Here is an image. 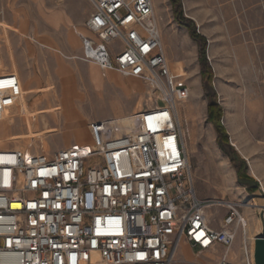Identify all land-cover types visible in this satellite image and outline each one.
Returning a JSON list of instances; mask_svg holds the SVG:
<instances>
[{"label":"built area","instance_id":"obj_1","mask_svg":"<svg viewBox=\"0 0 264 264\" xmlns=\"http://www.w3.org/2000/svg\"><path fill=\"white\" fill-rule=\"evenodd\" d=\"M88 1L80 58L103 76L142 79L156 100L128 124L92 121L89 141L52 155L0 147V264H96L95 252L102 264H172L180 239L200 254L222 245L216 264H237L226 254L248 218L241 202L197 192L179 119L191 86L169 64L153 0ZM22 92L17 72L0 73V122ZM215 205L227 208L220 228L208 213ZM256 209L260 234L264 203ZM244 256L254 264L249 238Z\"/></svg>","mask_w":264,"mask_h":264},{"label":"rangeland","instance_id":"obj_2","mask_svg":"<svg viewBox=\"0 0 264 264\" xmlns=\"http://www.w3.org/2000/svg\"><path fill=\"white\" fill-rule=\"evenodd\" d=\"M52 1L59 4L67 3ZM197 1L185 0L186 12L195 17V19L190 18L196 22L198 31L205 33L208 40L207 55L215 73L213 90L216 93V100L223 108L222 123L228 133L226 144L219 143L215 126L207 121L208 103L212 97L204 86L202 76L199 80L201 74V70L199 73V65L201 67L199 42L191 37L187 27L177 22L172 0H153L169 64L177 76L186 74L185 77H188L191 86L190 97L179 104V114H181L180 123L184 130L186 148L191 158L192 174L197 192L202 198L241 202V211L250 219L247 238H254L262 231L263 222L258 209H248L245 205L264 203V44L245 41L246 37L242 35L245 33L242 31H240L241 41H237L239 33H235L236 21L232 19V13L229 10L215 11L212 3L207 6V10L201 12L199 8L203 7ZM25 2V0H0V73L11 70L20 75V70L23 68L30 70L34 65L38 71L40 66V70L47 72L46 85L38 88L37 91L33 88L31 92L24 86L18 101L9 106L7 115L0 122V147L15 146L35 152L44 151L52 155L67 143V146H70L75 142L89 141L90 131L78 124H73L75 127L68 126L70 118L62 112L61 78L52 68L53 59L49 60L46 56L45 60L48 61H44L42 65L38 56H34L41 48L29 38L33 22L23 15L22 8L27 7ZM187 2L191 3L190 10L187 8ZM56 7L63 8L73 20H78L84 11L90 8V3L87 0H79ZM199 13L202 15V21L197 18ZM184 15L187 16L185 8ZM68 23V18L65 16L59 17L57 21L54 19L47 21L49 30L54 32L48 31L50 32L48 35L56 37L55 34H59V30L65 34L68 31ZM29 44L32 48H29ZM48 51L58 56L57 62L72 65L75 70V63L79 59L69 58L75 55L69 52L67 54L70 55L66 58L57 51L50 49ZM219 69L225 70L220 74ZM113 73L120 75L117 71ZM103 78L102 86L89 87V96L82 104L75 107V115L78 118L81 115L89 116L93 121L99 119V116L108 115L119 105L129 102L121 83L118 84L109 76ZM218 78L231 93L226 95L217 86ZM130 79L136 89V106L129 113L116 115L114 117L116 119H124L143 109L145 103L156 100V96L148 91V86L142 79L134 77ZM100 81L98 75L97 82ZM76 82L77 77L73 74L74 89ZM65 83L68 84L69 81ZM70 90L72 88H66L67 98L73 95L70 94ZM150 96L153 97L152 100ZM35 100L39 104H33ZM230 103L234 105L239 127L244 133V138L240 140L235 139L227 126V110ZM137 105L140 107L137 108ZM54 106L53 111L59 114L55 116L52 113L46 114L45 120L48 125L44 127V120L38 115V111L34 110L51 109ZM81 127L86 129V136L83 138L76 135ZM72 129L76 134L71 132ZM235 151L247 164L242 176H239L232 161ZM237 162L241 163L240 160ZM251 188L255 190L252 192ZM226 212L227 208L221 205L208 209L213 227H217ZM259 219H261L260 224ZM245 240L243 231L239 229L235 243L227 252L229 260L237 264H245ZM226 250V247L219 245L217 253L208 257L205 254H188L178 243L172 264H216L219 256Z\"/></svg>","mask_w":264,"mask_h":264},{"label":"crops","instance_id":"obj_3","mask_svg":"<svg viewBox=\"0 0 264 264\" xmlns=\"http://www.w3.org/2000/svg\"><path fill=\"white\" fill-rule=\"evenodd\" d=\"M25 1L27 7L22 8L23 9L22 12L24 11L23 15L30 22H33V24H31L33 29L30 30L29 38L32 40V42L38 44L41 48L37 50L34 56L35 55L38 56L37 58L39 61L42 62V65L44 61L45 62L48 61L45 60L46 56H48L47 58H49V60L51 58L53 59V62L51 64L52 68L53 70H55V74L59 75L61 78L62 97L60 98V102L64 106L62 112L65 111L64 112L65 116H68L70 118L69 119L70 121L68 122V126L72 124H78L89 130V125L92 122L91 120L92 117L81 115V117L78 118L75 115V107L82 104L87 98V96H89L88 94L89 87L94 86L96 88H100L104 80L102 70L99 66L95 65L94 63L84 61L80 58V56L83 53L80 33H88V29L85 26V21L93 11V6L87 0L90 3V8L86 9L78 20H73L71 16L64 11L63 8H59L56 6L71 4L79 0H70L64 4L55 3L52 0H25ZM197 2L200 6L203 7V8H199V11L201 10V12L202 10L203 11L207 10V6L211 5V3L213 4L214 6L213 8L215 11L219 10L221 12H225L229 10L232 13L231 17L233 16L232 19L236 21L235 33H239L237 34V38H238L237 41H241L240 31H242L245 33L242 34L246 37L245 41L249 40L252 43L264 44V0H198ZM184 8H185V14L195 19L193 15L187 14L185 0H184ZM42 9L44 11H42ZM62 16L68 18L69 21V23L67 24L68 31L64 34L62 30H59V34L57 33L55 34L57 35L56 37H52L48 35L50 32L51 33L54 32L49 30L47 21H51L53 19L54 21H57L59 17L62 18ZM197 18L201 19L202 21L203 18L201 13L197 15ZM48 31L50 32L48 33ZM202 34L205 35V33ZM29 48H32L30 44H29ZM48 49L53 50L55 52L56 51L59 52L63 57H66L65 55H70L67 54L69 52L71 53V55H75L76 56L75 59H79V61H76L75 63L76 64V66L74 67L75 70H73L72 65H67L66 63H62L61 61H60L61 63L57 62L58 56L54 55L52 52L50 53ZM39 67L40 66H38V71L34 65L33 68L30 70L28 69L26 70L24 68L20 70L19 76L23 88L24 86L27 87L28 91L30 92L32 91L33 88H36L37 91L38 88L44 87L46 85L47 72L45 70H40ZM11 68H12V64H11ZM200 70L201 67L199 65V73ZM73 74H75L77 77L75 89L72 84ZM98 75L99 76L101 75L100 82H97ZM120 75L113 73V71H108L106 74V76H109L112 80L116 81L118 84L120 83L122 84L121 86L126 96L128 97L129 102L127 104L119 105L108 115L99 116V119L114 118L116 115L129 113L136 106L135 105L137 101L136 89L130 77H125L123 75L121 76ZM178 76H182V75H178ZM183 76H187V75L184 74ZM199 80H201V74H199ZM65 81H69V83L66 84ZM66 88H72V90L74 91L72 96L73 103H71V105L65 103L66 101L65 98H67L65 95ZM33 104H39V102L35 100ZM33 104L30 105L32 106ZM54 108L55 106L51 109L41 108L34 110V111H38V115L41 116L42 119L44 120V127L48 125V122L45 120L46 114L52 113L53 116H55V114H59L56 111H53ZM48 127L53 128V126H48ZM71 132H74L76 134L75 130L73 129ZM67 144H65L64 146L66 147ZM188 157H190V154L188 155ZM189 160H191V158H189ZM205 199H209V198H205ZM215 228H220V223ZM179 243L181 244L183 250L188 252V254H195V255L200 254L197 252V248L193 247L191 243H189L186 239H184V241L183 239H181ZM204 254L209 257L211 256V254L214 253L211 251H207Z\"/></svg>","mask_w":264,"mask_h":264},{"label":"trees","instance_id":"obj_4","mask_svg":"<svg viewBox=\"0 0 264 264\" xmlns=\"http://www.w3.org/2000/svg\"><path fill=\"white\" fill-rule=\"evenodd\" d=\"M172 3L175 7V15L177 22L180 25L187 27L191 37L195 41L199 42V61L201 64V76L205 88L208 89L209 96L212 97V99H210L208 103L207 121L215 126L218 132L219 143L226 144L228 142V133L222 123L223 108L216 100V93H214L213 90V79L215 73L207 55V37L198 31L196 22L192 18L184 15L183 0H172ZM233 153V164L237 168L239 176H242V172H244L247 168L246 161L244 159H241L236 151ZM239 160L241 161L240 164H238L237 162ZM250 190L253 192L255 189L251 188Z\"/></svg>","mask_w":264,"mask_h":264},{"label":"bare ground","instance_id":"obj_5","mask_svg":"<svg viewBox=\"0 0 264 264\" xmlns=\"http://www.w3.org/2000/svg\"><path fill=\"white\" fill-rule=\"evenodd\" d=\"M190 5H191V3H189V2H187V8H188V10H190L189 8H190ZM162 43H163V45H164V41H163V36H162ZM213 48V47H212ZM211 48V49H212ZM66 57H68L67 55H65ZM69 58H76V56H71V57H69ZM91 63H94V62H91ZM95 65H97L96 63H94ZM98 66V65H97ZM220 71H219V73L221 74V73H223V71L225 70H222V69H219ZM111 71H116V70H111ZM99 78H100V76H99ZM134 78H138V77H134ZM217 86L222 90V91H224V93L226 94V95H228L229 93H231L230 92V90H229V88L228 87H226L225 85H224V83H222L221 82V80L218 78V80H217ZM70 92V94H73L74 93V91H72V90H70L69 91ZM72 96L73 95H70L67 99H66V101H65V103H68V104H70L71 105V103H73V100H72ZM83 100V99H82ZM229 108H228V110H227V126H228V128H229V131L234 135V137H235V139H241V138H244V133L241 131V129H240V125H239V119H238V116H237V112L235 111V109H233L234 108V105H232L231 103L229 104ZM140 107V105H137V108H139ZM61 108L62 109H64V106L61 104ZM258 109V108H257ZM140 110V109H139ZM263 111V110H262ZM65 112V111H64ZM251 113V112H250ZM256 116V115H255ZM72 118V117H71ZM179 118H180V120H181V114H179ZM119 119V118H118ZM258 119V118H257ZM119 120H121V121H123L124 123H126V124H128V123H130L129 121V119H127V117L126 118H122V119H119ZM73 121V120H72ZM226 122V121H225ZM226 124V123H225ZM72 127H75V125H71ZM85 130L86 129H84V128H80V129H78V131H77V135L79 136V137H81V138H83L84 136H86V134H85ZM184 131V130H183ZM184 133V132H183ZM234 143H236V142H234ZM189 155V154H188ZM188 155H187V161H188V163H189V165H190V160H189V158L190 157H188ZM217 165V164H216ZM222 166H223V164H221ZM257 203H259V202H257ZM261 204H253V205H245V207L246 208H248V209H250V208H253V209H255L256 208V206H260ZM247 218H248V223H247V225H246V227L245 228H241V230L243 231V233H244V235H245V237H246V240L248 239L247 238V234L249 233V226H250V219H249V217L247 216ZM261 223V219H259V224ZM256 235H258V234H256ZM256 235L254 236V238L256 237ZM254 238H249L251 241H253V239ZM181 240V239H180ZM179 240V241H180ZM175 254H176V252L174 253V256H175ZM227 259H228V254H227ZM93 261H94V263H96V264H102V260H101V257H100V255L98 254V252H95L94 253V257H93Z\"/></svg>","mask_w":264,"mask_h":264},{"label":"water","instance_id":"obj_6","mask_svg":"<svg viewBox=\"0 0 264 264\" xmlns=\"http://www.w3.org/2000/svg\"><path fill=\"white\" fill-rule=\"evenodd\" d=\"M254 264H264V232L253 239Z\"/></svg>","mask_w":264,"mask_h":264},{"label":"snow or ice","instance_id":"obj_7","mask_svg":"<svg viewBox=\"0 0 264 264\" xmlns=\"http://www.w3.org/2000/svg\"><path fill=\"white\" fill-rule=\"evenodd\" d=\"M197 238H199V237H197Z\"/></svg>","mask_w":264,"mask_h":264}]
</instances>
